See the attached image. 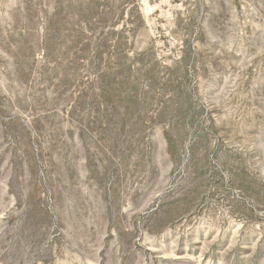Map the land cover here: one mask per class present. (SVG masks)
<instances>
[{"label": "rangeland", "instance_id": "obj_1", "mask_svg": "<svg viewBox=\"0 0 264 264\" xmlns=\"http://www.w3.org/2000/svg\"><path fill=\"white\" fill-rule=\"evenodd\" d=\"M0 264H264V0H0Z\"/></svg>", "mask_w": 264, "mask_h": 264}]
</instances>
